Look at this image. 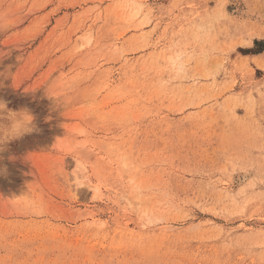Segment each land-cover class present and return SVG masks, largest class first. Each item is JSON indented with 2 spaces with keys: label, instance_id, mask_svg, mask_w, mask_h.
Masks as SVG:
<instances>
[{
  "label": "rangeland",
  "instance_id": "374dc122",
  "mask_svg": "<svg viewBox=\"0 0 264 264\" xmlns=\"http://www.w3.org/2000/svg\"><path fill=\"white\" fill-rule=\"evenodd\" d=\"M227 12L214 78L155 56ZM0 264H264V0H0Z\"/></svg>",
  "mask_w": 264,
  "mask_h": 264
},
{
  "label": "clouds",
  "instance_id": "9594fccd",
  "mask_svg": "<svg viewBox=\"0 0 264 264\" xmlns=\"http://www.w3.org/2000/svg\"><path fill=\"white\" fill-rule=\"evenodd\" d=\"M226 16L225 10L215 17L189 25L187 35L174 39L157 53L154 60L158 74L156 85L161 91L169 89L174 83L193 81L196 78L194 66L203 67L208 77L214 78L215 29ZM33 119L26 109L13 111L0 101V149L12 140L30 134L34 130Z\"/></svg>",
  "mask_w": 264,
  "mask_h": 264
}]
</instances>
